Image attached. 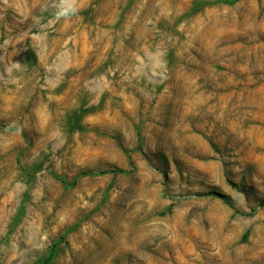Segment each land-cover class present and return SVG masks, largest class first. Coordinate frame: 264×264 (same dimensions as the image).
I'll return each mask as SVG.
<instances>
[{
    "label": "rangeland",
    "instance_id": "374dc122",
    "mask_svg": "<svg viewBox=\"0 0 264 264\" xmlns=\"http://www.w3.org/2000/svg\"><path fill=\"white\" fill-rule=\"evenodd\" d=\"M1 125L0 264H264V0H0Z\"/></svg>",
    "mask_w": 264,
    "mask_h": 264
},
{
    "label": "trees",
    "instance_id": "16d2710c",
    "mask_svg": "<svg viewBox=\"0 0 264 264\" xmlns=\"http://www.w3.org/2000/svg\"><path fill=\"white\" fill-rule=\"evenodd\" d=\"M236 1V0H235ZM0 127H3V128H11V127H7L5 125H1ZM13 130H19V129H13ZM115 172H121V171H125L124 169H121V168H116V169H113ZM57 247H58V243L55 242L52 247H51V251H50V254L47 256V258L45 259L44 263L45 264H49L53 257L55 256L56 254V251H57Z\"/></svg>",
    "mask_w": 264,
    "mask_h": 264
},
{
    "label": "bare ground",
    "instance_id": "6f19581e",
    "mask_svg": "<svg viewBox=\"0 0 264 264\" xmlns=\"http://www.w3.org/2000/svg\"><path fill=\"white\" fill-rule=\"evenodd\" d=\"M231 263V262H230ZM237 264V263H236Z\"/></svg>",
    "mask_w": 264,
    "mask_h": 264
}]
</instances>
